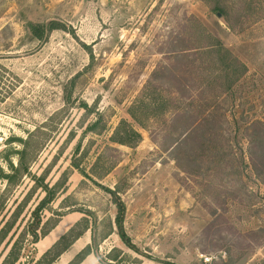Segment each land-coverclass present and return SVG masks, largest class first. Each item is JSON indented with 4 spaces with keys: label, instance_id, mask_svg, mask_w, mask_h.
I'll return each instance as SVG.
<instances>
[{
    "label": "rangeland",
    "instance_id": "rangeland-1",
    "mask_svg": "<svg viewBox=\"0 0 264 264\" xmlns=\"http://www.w3.org/2000/svg\"><path fill=\"white\" fill-rule=\"evenodd\" d=\"M23 145L0 264H264V0H0V197Z\"/></svg>",
    "mask_w": 264,
    "mask_h": 264
},
{
    "label": "trees",
    "instance_id": "trees-1",
    "mask_svg": "<svg viewBox=\"0 0 264 264\" xmlns=\"http://www.w3.org/2000/svg\"><path fill=\"white\" fill-rule=\"evenodd\" d=\"M215 10L222 14L220 7H216ZM213 46H214V51L219 52L222 49L221 43L219 42L214 43ZM230 61L231 63L236 64L237 67L241 68L237 76H239L240 74L244 72L245 69L243 65L239 63L235 58H231ZM117 143L122 144L121 142H117ZM33 153H35V151H29L28 148H26V146L23 145L22 150L18 154V162H17L16 167L11 166L10 171H9L10 173L3 175V179L6 182V186L3 191V194L0 197V208H2V203H3V200L5 199L4 194L9 190L11 186H14L16 184L17 179L27 174L28 167H26L25 165V160L27 158L33 159ZM108 193L110 194L111 201L114 204L115 209H116L114 221H115L117 235L122 241L126 242L127 237L125 235V231L123 227V221H124V216H125V206L115 191H108ZM42 209L43 207L41 206V204L36 207V209L31 214V223L27 227L28 235L33 238V241L35 243L37 242V237L39 234L40 236L45 237L56 226V224L54 223L50 225L49 227H47L48 221H46L45 223L41 222L40 213ZM12 228L13 226L8 231H11ZM1 230H0V235H1ZM72 230L73 228H70L65 234L59 237V239L43 254L42 259H44L47 256H54L47 264H51L59 255H61V253H63L70 246L72 241L66 243L67 238H71V240H74L76 238L72 235ZM63 242L64 244H62ZM15 249H16V243L14 242V246L11 248V251L8 255L10 256L12 254H15L13 253ZM87 254L88 253L84 252L81 256H78L76 262H78L84 255H87ZM38 261L36 263H38Z\"/></svg>",
    "mask_w": 264,
    "mask_h": 264
}]
</instances>
